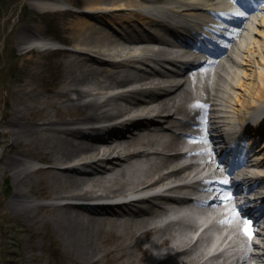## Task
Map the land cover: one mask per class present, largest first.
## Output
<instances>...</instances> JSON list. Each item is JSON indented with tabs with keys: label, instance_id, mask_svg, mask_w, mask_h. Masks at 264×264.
Instances as JSON below:
<instances>
[{
	"label": "bare ground",
	"instance_id": "obj_1",
	"mask_svg": "<svg viewBox=\"0 0 264 264\" xmlns=\"http://www.w3.org/2000/svg\"><path fill=\"white\" fill-rule=\"evenodd\" d=\"M38 2L45 5L43 12L69 13L65 11L69 0ZM83 6L82 13L66 24L69 32L66 38L74 51L66 52L58 76L43 78L41 84L25 82L15 90L10 89L6 96H0L5 108L0 133L8 142L6 156L0 160V176L12 173L14 190L10 204L34 221L38 220L35 208L49 212V223L60 243L56 252L63 253L61 256L65 255L71 264H110V261L139 264L142 260L148 264H193L197 259L195 249L167 255L190 239L189 233L196 223L183 229L180 226L183 219L178 216L173 223L157 229L155 218L166 211L155 209L150 201H143L147 205L143 202L139 205L141 201L127 204L137 207L128 215L118 214L109 206L70 204L68 200L109 197L119 190L144 189L179 175V170L163 172L152 180L153 175L157 176L155 170L180 165L184 157L180 149L191 137L184 128V134L167 139L172 126H188L173 118V110L193 117L202 115L204 124L213 131L221 127L220 118L226 125H233L238 121L247 122L258 111L264 112V33L262 36L258 31L259 27L264 28V5L243 17L238 27L233 26L229 53L224 61L217 63L220 67L212 68L218 77L212 84L206 83L204 90L198 86L200 77L195 74L185 77V67L191 68L189 65L195 60L192 56L180 53L184 60L173 58L170 66L177 71L175 74L149 71V63L156 54L170 57L172 53L190 50L186 45L177 46L164 38V35H173L162 14L172 25H181L185 21L218 18L219 9L237 23L232 14L235 12L232 0H84ZM208 24L217 30L214 23ZM132 28L140 31L143 28L145 32L133 33ZM25 31L19 29L18 44L31 40V34ZM125 31L127 37L120 40ZM176 31L184 40L206 41L189 30ZM177 36L172 38L176 40ZM221 37L226 38L227 31ZM32 40L41 55L58 43L36 34ZM255 51L259 59L249 57L250 54L254 57ZM151 78L170 82L169 88L151 85L143 89L129 88ZM210 79L207 75L206 82ZM53 84L57 87H51ZM200 98L208 103L205 111L189 106ZM10 99L14 102L10 103ZM73 110L86 116L76 120L69 115ZM150 123L157 126L155 130H144ZM92 124L97 126L92 128ZM87 125L89 131H85L86 127L80 128ZM139 131L144 132L130 136ZM259 133L246 136L253 143L255 137V142L261 138ZM148 147L155 149L148 151ZM32 161L44 165L32 168ZM254 167L263 176L257 183L264 182V160H259ZM36 195L53 201L35 205L30 199ZM175 226L179 230L172 231ZM166 229L171 230L170 236L159 243L155 235ZM262 244L261 251L264 236ZM163 253L166 259L156 263ZM87 255L98 257L91 263L80 258ZM262 256L253 258L256 264H264Z\"/></svg>",
	"mask_w": 264,
	"mask_h": 264
},
{
	"label": "rangeland",
	"instance_id": "obj_2",
	"mask_svg": "<svg viewBox=\"0 0 264 264\" xmlns=\"http://www.w3.org/2000/svg\"><path fill=\"white\" fill-rule=\"evenodd\" d=\"M38 1L0 0V96H6L10 89L15 90L25 82L41 84L44 82L43 78H56L63 66L66 52L73 50L72 44L66 38V34L69 33L66 24L82 13L84 0H69L73 7L66 15L60 12H43L45 5ZM30 2L38 5L37 8L33 7ZM20 28H24L25 32L31 34L29 37L31 40L28 39L29 41L23 45L16 41ZM259 31L263 36L264 28L260 27ZM33 34L50 41L60 42L62 46L49 48L41 55L38 52L40 49L33 44ZM22 37L26 38V35L22 33ZM260 39L261 37L258 40ZM25 51H29L28 54H25ZM252 68H255V64ZM47 84H51L49 80ZM51 87L56 88L57 85L53 84ZM9 101L13 103L14 99ZM0 104L1 128L5 108L2 103ZM69 115L76 120L86 116L84 112L74 110ZM7 150L8 142L0 133V160L6 156ZM31 164L32 168L44 165L36 161H32ZM11 174H7L8 177L0 176V264H71L65 255L61 256L63 253L59 255L56 252L60 243L56 240L53 225L49 223L51 220L49 212L35 208L38 220L34 221L24 217L11 206L10 200L14 190ZM30 201L39 205L53 200L36 195ZM97 257L87 255L80 258L91 263ZM147 262V260H142L139 264H148ZM109 263L116 264L112 261Z\"/></svg>",
	"mask_w": 264,
	"mask_h": 264
},
{
	"label": "snow or ice",
	"instance_id": "obj_3",
	"mask_svg": "<svg viewBox=\"0 0 264 264\" xmlns=\"http://www.w3.org/2000/svg\"><path fill=\"white\" fill-rule=\"evenodd\" d=\"M245 230L248 231V234H249L250 236L252 235L251 231H249L247 228H246Z\"/></svg>",
	"mask_w": 264,
	"mask_h": 264
}]
</instances>
